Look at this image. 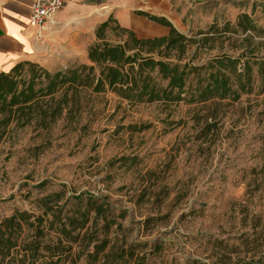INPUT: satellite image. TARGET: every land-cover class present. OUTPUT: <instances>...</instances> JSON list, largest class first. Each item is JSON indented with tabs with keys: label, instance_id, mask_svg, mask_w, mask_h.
<instances>
[{
	"label": "rangeland",
	"instance_id": "1",
	"mask_svg": "<svg viewBox=\"0 0 264 264\" xmlns=\"http://www.w3.org/2000/svg\"><path fill=\"white\" fill-rule=\"evenodd\" d=\"M134 2L187 36L245 12L264 27V0ZM111 15L139 37L168 33L137 11L92 12L78 56L57 47L28 60L15 77L20 87L32 78L31 64L54 72L90 63L96 28ZM245 36L216 39L201 59L221 48L233 52ZM253 41V80L235 101L130 104L109 93L93 108L84 104L76 121L62 118L49 129L5 125L0 114V215L40 213L38 199L54 191H64L67 207L76 195H96L108 203L111 229L141 244L150 264H233L264 255V35ZM80 250L76 245L62 264H87Z\"/></svg>",
	"mask_w": 264,
	"mask_h": 264
},
{
	"label": "trees",
	"instance_id": "2",
	"mask_svg": "<svg viewBox=\"0 0 264 264\" xmlns=\"http://www.w3.org/2000/svg\"><path fill=\"white\" fill-rule=\"evenodd\" d=\"M137 13L168 28V33L139 37L111 15L96 28V40L88 47L90 63L54 72L42 67L37 72L31 64L35 71L22 87L15 77L29 61L0 72V114L5 125L15 121L22 127L49 129L62 118L76 121L84 104L93 108L101 95L109 93L130 104L168 106L235 101L248 91L258 61L253 36L264 35V27L250 14L241 13L235 22L223 25L215 21L207 31L187 36L165 16ZM242 35L246 44L232 47L233 52L221 48L201 59V49L212 48L216 39L223 42ZM63 195L60 190L39 198L40 213L16 210L0 215V264H62L76 245L81 247L78 258L85 255L87 264H150L144 251L137 250L141 244L121 239L111 229L107 202L80 194L67 207L61 202ZM100 218L105 223L98 228ZM263 259L253 252L248 261L238 258L233 264H261Z\"/></svg>",
	"mask_w": 264,
	"mask_h": 264
},
{
	"label": "crops",
	"instance_id": "3",
	"mask_svg": "<svg viewBox=\"0 0 264 264\" xmlns=\"http://www.w3.org/2000/svg\"><path fill=\"white\" fill-rule=\"evenodd\" d=\"M134 1L66 0L48 27L40 30L31 23L33 0H0V72L9 71L22 61H39L43 52L52 53L57 47L77 57L81 32L85 31L82 24L91 20L92 12H150L139 10Z\"/></svg>",
	"mask_w": 264,
	"mask_h": 264
},
{
	"label": "built area",
	"instance_id": "4",
	"mask_svg": "<svg viewBox=\"0 0 264 264\" xmlns=\"http://www.w3.org/2000/svg\"><path fill=\"white\" fill-rule=\"evenodd\" d=\"M66 0H33L31 23L45 30L52 16L63 9Z\"/></svg>",
	"mask_w": 264,
	"mask_h": 264
}]
</instances>
